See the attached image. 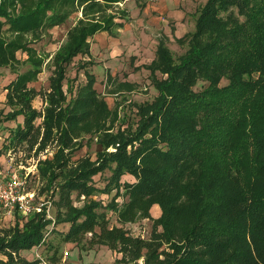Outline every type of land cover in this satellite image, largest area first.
<instances>
[{"label": "trees", "instance_id": "16d2710c", "mask_svg": "<svg viewBox=\"0 0 264 264\" xmlns=\"http://www.w3.org/2000/svg\"><path fill=\"white\" fill-rule=\"evenodd\" d=\"M125 1L0 0V72L16 74L5 86L4 118L23 117L10 144L36 156L54 149L38 158L37 171L52 215L56 208L54 219L44 210L0 222V264H40L22 253L58 231L81 250L109 247L117 264H264V0H206L195 29L175 36L179 54L161 38L152 61L135 68L150 71L156 96L135 102L131 121L89 69L91 40L104 32L117 38L132 20ZM74 15L51 58L35 46ZM75 61L86 82L69 78ZM44 70L49 89L38 90L32 84ZM136 87L121 81L108 92ZM93 142L95 159L77 156ZM99 194L113 197L105 203ZM144 219L148 237L132 230Z\"/></svg>", "mask_w": 264, "mask_h": 264}, {"label": "rangeland", "instance_id": "374dc122", "mask_svg": "<svg viewBox=\"0 0 264 264\" xmlns=\"http://www.w3.org/2000/svg\"><path fill=\"white\" fill-rule=\"evenodd\" d=\"M145 4L148 0H142ZM149 5H154L156 0H149ZM184 1V0H183ZM206 0H186L184 6L182 7L186 12V18L184 19V25L178 26L175 21L171 18L164 16L165 23L160 24L157 21H154V18L158 15V12H150L149 20H145V27H142V23L144 18V14L139 13L137 10L140 9L139 3L137 0H128L127 4L121 3V7H126L133 11L136 15L135 18L129 23H132L134 26V31L132 34L129 32L130 37H127L124 31V28L120 29L119 37L115 38L109 35L107 32L98 34L92 42V57L94 61V65L89 66V69L94 71L97 75V83L96 87L100 92H104L106 95V99L110 103L112 108H115L116 104H119L120 114L128 117H125L127 120H135L136 117L134 115L135 102H144L146 100H152L157 91L151 85L150 80V71L148 69L140 68L139 70H135L137 66L144 65L146 63H150L155 56V51L157 45L159 44V40L164 36L169 37V46L174 51L175 54H179L183 52V48L178 45L175 40L176 34L184 35L187 32L193 31L195 29V19H196V11ZM147 6V7H148ZM146 7V6H145ZM131 13V12H130ZM153 15H156L153 17ZM76 20V16L74 15L71 19L62 26L55 27L50 31V34L47 35L42 41L35 44V46L42 52L50 53L49 58L56 52L59 48L60 44L65 40L68 29L74 24ZM136 35L137 39L132 40L134 35ZM135 39V38H134ZM116 42H119L121 45V49H125V52L117 55L111 56L112 45ZM21 56V54H19ZM78 61H75L69 66L68 76L71 80L80 82H86V76L84 71L81 70L79 73L77 72V67L79 66ZM108 63V64H106ZM106 65L114 66V73L111 74L109 72L110 68ZM111 66V67H112ZM108 69V70H107ZM11 72V71H10ZM9 70H3V75L5 77L1 78L0 76V147L3 148L4 145L9 146V149L5 150V154L0 158V169L4 171V175H11L14 171H19L21 173H29V178L32 179L30 184L31 187L36 186L35 178H37V162L38 158H46L52 157L54 153V149H49L43 154L39 156L35 155V151L28 152L25 150V146L15 148L11 143L10 130L15 129L18 126L19 118L15 121H6L5 115L11 110L9 106L6 105V96L4 95L5 86L7 81L12 78V76L8 79L10 74ZM51 75V71L44 70L40 76L39 80L32 84L38 90L41 89H49V76ZM77 75V77H76ZM108 75L117 76L116 79L109 80ZM76 77V78H75ZM121 81H131L137 84V87L133 91L123 90L119 93L111 94L108 91L116 89V85H118ZM202 83H200L196 88L201 89ZM108 92V93H107ZM35 107L42 109L44 104L42 103L40 98H37L34 101ZM123 119V118H122ZM22 121V120H21ZM96 149L97 145L93 142L90 145V149L88 147H84L81 151L77 153V156L85 155L86 152H91L93 158H96ZM107 173H109L107 171ZM108 175H102L100 182L102 185L106 183L108 179ZM41 187V184L39 185ZM40 196L42 198L48 199L49 196L40 192ZM113 194L111 195H102L99 194L96 196L97 199H102L105 203L111 201ZM122 200V199H120ZM83 201H77V205H81ZM53 215L56 213V208L52 209ZM15 222V219H8L1 222L3 226H11ZM111 224H116L115 217H111ZM132 230L134 234H140L142 236H149L152 230V223L148 219H144L137 223V225L132 226ZM56 231V230H55ZM62 233L53 232L50 234L48 238V242L39 249L34 247L31 250L24 251L25 257L30 260L44 258L48 264H60V261H66V264H69V256L73 255L72 251L68 248L66 243L63 242ZM70 250L71 252H69ZM69 252V255L67 254ZM56 253V260L54 261L52 257ZM37 254L40 255V258L37 257ZM42 261V260H41ZM78 262H73L71 264H86L83 259H78ZM43 262V261H42ZM40 264H43V263ZM105 263V262H104ZM102 263V264H104ZM92 264V263H91ZM93 264H96L93 262ZM117 264V263H114ZM141 264V262L137 263Z\"/></svg>", "mask_w": 264, "mask_h": 264}, {"label": "crops", "instance_id": "0c3cea01", "mask_svg": "<svg viewBox=\"0 0 264 264\" xmlns=\"http://www.w3.org/2000/svg\"><path fill=\"white\" fill-rule=\"evenodd\" d=\"M128 0L125 1V4L128 5L127 3ZM149 0L146 1V7L143 9H139L137 10L138 15L139 13L144 14V18L142 23L140 22V24H142V27H145L147 24H145V20L147 19V21L149 20L150 16L149 15L150 12H158V15H153L154 21H157L160 24L165 23L164 16H167L169 18H171L172 20L175 21L176 25L181 26L184 25V19L186 18V12L185 10L182 8L186 2V0H156V2H154V5H149ZM148 6V7H147ZM131 12V17L135 18V14L133 13V11L130 9ZM151 14V13H150ZM134 26L132 25V23H128L125 25L124 27V31H125V35L127 37H130L129 32L132 34V32L134 31ZM134 35V34H133ZM176 37H182L183 35L181 34H176ZM135 38V39H134ZM137 37L136 35H134V37L132 38V40H136ZM119 42H116L115 44H113L112 47V52L111 56L113 55H117V54H121L123 52H125V49H121V45H119ZM108 64V63H106ZM107 67L110 68L109 72H111V74L114 73V66L112 65H106ZM112 66V67H111ZM108 70V69H107ZM3 72V71H2ZM0 72V76L1 78L5 77L3 75V73ZM10 72V70H9ZM8 76V79L12 76V78H10V80L7 81V84L10 83L12 80L15 79L16 74H13L10 72ZM6 84V85H7ZM6 91V90H5ZM7 91L4 93V95L6 96ZM23 119V117H20L19 121L22 122L21 120ZM19 122V123H20ZM1 148V147H0ZM1 158V157H0ZM161 211L159 209V207L157 205H155L154 207V211H153V216L154 217H158L160 215ZM151 222V221H150ZM141 223V221H140ZM134 225V224H132ZM132 225H127V227H130ZM137 225V224H135ZM68 248L72 251L71 256H69V264L75 262H78V259H83L84 262H86V264H93V262H95L96 264H114V260L116 259L115 253L109 249V247L104 246V245H95L92 248H89L87 250H81L79 246H77L75 243H67ZM70 250H68L69 252H71ZM24 254V252L22 253ZM25 256V255H24Z\"/></svg>", "mask_w": 264, "mask_h": 264}, {"label": "built area", "instance_id": "2783aa9c", "mask_svg": "<svg viewBox=\"0 0 264 264\" xmlns=\"http://www.w3.org/2000/svg\"><path fill=\"white\" fill-rule=\"evenodd\" d=\"M36 176V186L31 187L30 182L33 178H29V173H21L16 170L7 176L0 169V222L6 219L11 221L12 218L28 219L44 210L47 211L48 218L54 219L51 214L52 199H45V197L42 198L40 196L39 185L41 184L42 186V182L39 175L37 174ZM47 236L48 234L45 238ZM37 257L40 258V255L37 254ZM39 260H42L43 264H48L42 257ZM60 264H66L65 259Z\"/></svg>", "mask_w": 264, "mask_h": 264}]
</instances>
